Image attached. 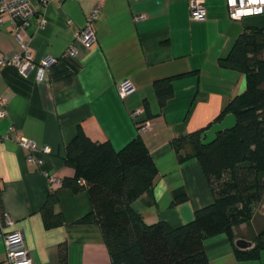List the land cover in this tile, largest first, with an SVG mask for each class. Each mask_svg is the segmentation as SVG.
<instances>
[{
  "label": "crops",
  "instance_id": "obj_1",
  "mask_svg": "<svg viewBox=\"0 0 264 264\" xmlns=\"http://www.w3.org/2000/svg\"><path fill=\"white\" fill-rule=\"evenodd\" d=\"M29 24L20 32L33 60L59 58L41 81L18 75L15 67L0 69V200L11 220L4 231H19L32 264H58L57 247L65 242L67 264H111L99 227L78 223L91 211L85 190H57L53 212L63 223L45 228L41 207L56 187L48 176H73L64 162L66 145L78 130L94 142L119 150L139 136L156 166L151 193L131 203L145 224L163 220L177 227L194 211L213 201L196 158L180 160L174 143L207 127L234 96L245 90V76L219 65L246 27L264 28V14L240 21L228 17L225 0H205V18L189 20L187 0H33ZM97 9L89 46L74 39L87 16ZM144 15V18L135 17ZM42 19L44 24H40ZM13 22L0 23V54L20 51ZM68 46L74 55L60 58ZM183 74V75H182ZM173 77L172 95L160 104L156 80ZM129 79L134 91L119 96L117 84ZM144 114L133 117L136 108ZM149 126L139 132L135 121ZM25 136L49 147L35 152L41 165L15 137ZM185 200L172 204L174 199ZM258 213L264 215V202ZM1 223V219H0ZM209 264H264V249L255 259L237 260L233 242L224 234L206 237ZM0 264L5 246L0 236Z\"/></svg>",
  "mask_w": 264,
  "mask_h": 264
},
{
  "label": "trees",
  "instance_id": "obj_2",
  "mask_svg": "<svg viewBox=\"0 0 264 264\" xmlns=\"http://www.w3.org/2000/svg\"><path fill=\"white\" fill-rule=\"evenodd\" d=\"M218 62L245 76V90L228 101L207 127L174 143L183 152L181 161L189 157L198 161L213 196L210 204L196 209L191 221L177 227L163 220L145 224L131 207L139 196L151 193L157 175L143 141L136 136L115 150L109 142L91 141L78 130L65 148L64 162L73 176L61 178L47 194L40 210L44 227L63 223L53 206L57 190L66 187L87 192L91 211L78 223L99 227L111 264H209L203 240L221 233L232 242L242 237L253 243L247 250L233 245L237 260L257 258L264 249V227L259 235L250 229L247 235H235L232 227L240 222L249 227L250 207L264 196V28L246 27ZM172 78L154 82L160 104L172 95ZM226 114L235 115L236 126L202 145L203 131ZM183 200L185 196L176 197L172 204ZM57 256L58 264H67L65 242L58 245Z\"/></svg>",
  "mask_w": 264,
  "mask_h": 264
},
{
  "label": "built area",
  "instance_id": "obj_3",
  "mask_svg": "<svg viewBox=\"0 0 264 264\" xmlns=\"http://www.w3.org/2000/svg\"><path fill=\"white\" fill-rule=\"evenodd\" d=\"M33 0H0V23L3 16H7L16 30L15 37L19 41L20 51L11 54H0V69L5 66L15 67L19 76L27 78L31 74L36 81L44 78L47 69L55 64L59 58L45 56L38 61L33 60L28 43L23 41L20 32L29 24L28 20L33 12ZM46 3L49 0H42ZM205 0H187L189 20L198 21L205 18ZM228 17L231 20L240 21L245 17L264 14V0H225ZM98 10H93L85 21L82 28L73 34L74 39L80 40L85 46H89L94 39L92 23L97 17ZM136 19L144 18V15L135 17ZM44 20L40 24H44ZM74 55L73 48L68 46L65 52L60 56L69 60ZM134 86L129 79H123L117 84L119 96L123 97L134 91ZM5 98L0 96V107L5 106ZM144 108L139 107L133 110V117L143 116ZM139 132L147 129L148 120L144 117L135 121ZM19 147L26 149L29 154L27 158L31 162L41 165V160L34 157L35 152L49 153L50 149L46 145H41L34 140L25 136L15 137ZM48 180L53 185H59L58 178L48 176ZM82 183V180L79 181ZM1 217V215H0ZM0 223V236L3 238L5 246V264H32L27 249L23 245V236L19 231H4V225H10L12 222L6 214H2Z\"/></svg>",
  "mask_w": 264,
  "mask_h": 264
},
{
  "label": "water",
  "instance_id": "obj_4",
  "mask_svg": "<svg viewBox=\"0 0 264 264\" xmlns=\"http://www.w3.org/2000/svg\"><path fill=\"white\" fill-rule=\"evenodd\" d=\"M236 126V117L234 114H226L221 121L213 123L201 134V144L209 145L216 140L217 134L224 130L233 129ZM233 245L241 250H247L253 247V243L242 237H237Z\"/></svg>",
  "mask_w": 264,
  "mask_h": 264
},
{
  "label": "rangeland",
  "instance_id": "obj_5",
  "mask_svg": "<svg viewBox=\"0 0 264 264\" xmlns=\"http://www.w3.org/2000/svg\"><path fill=\"white\" fill-rule=\"evenodd\" d=\"M262 202H264V196L259 203L251 205L249 227L247 226L246 222H240L238 225L232 227L233 233L235 235H247L249 229L255 234L259 235L264 227V215L258 213V209H260Z\"/></svg>",
  "mask_w": 264,
  "mask_h": 264
}]
</instances>
